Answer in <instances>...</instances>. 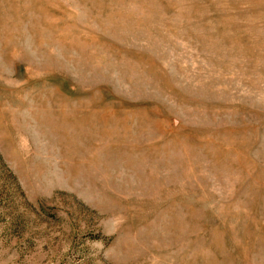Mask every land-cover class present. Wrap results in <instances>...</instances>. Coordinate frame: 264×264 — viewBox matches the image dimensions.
<instances>
[{
    "label": "rangeland",
    "instance_id": "374dc122",
    "mask_svg": "<svg viewBox=\"0 0 264 264\" xmlns=\"http://www.w3.org/2000/svg\"><path fill=\"white\" fill-rule=\"evenodd\" d=\"M0 264H264V0H0Z\"/></svg>",
    "mask_w": 264,
    "mask_h": 264
},
{
    "label": "water",
    "instance_id": "95a60500",
    "mask_svg": "<svg viewBox=\"0 0 264 264\" xmlns=\"http://www.w3.org/2000/svg\"><path fill=\"white\" fill-rule=\"evenodd\" d=\"M174 124H175V122H174Z\"/></svg>",
    "mask_w": 264,
    "mask_h": 264
}]
</instances>
